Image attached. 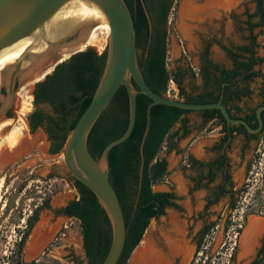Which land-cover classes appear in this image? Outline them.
<instances>
[{
    "label": "trees",
    "instance_id": "16d2710c",
    "mask_svg": "<svg viewBox=\"0 0 264 264\" xmlns=\"http://www.w3.org/2000/svg\"><path fill=\"white\" fill-rule=\"evenodd\" d=\"M173 1L123 0L132 21L137 66L146 85L156 94L165 95L167 82L172 79L179 100L193 103L219 100L225 105L231 97L239 99L247 93L246 86L241 83L260 78L261 101L256 106L264 105V73L260 69L264 57L256 54L258 43L252 32L254 28L264 26L262 0H257L255 11L247 14L243 21V29L247 31L244 42L235 47V50H226L230 67L212 64L207 59L206 51L202 53L204 63L199 68L201 91L195 94L192 92L196 88L186 91L181 85L182 77L186 74L184 69L177 68L169 73L165 66V22ZM253 17L257 19L252 21ZM105 59L106 45L100 53L93 47H86L56 64L41 80L33 84V107L26 114V119L30 131L42 127L47 133L51 141L48 149L50 153L59 151L69 130L88 104L102 74ZM190 77L193 78L191 72ZM150 102L151 99L143 93L136 94L135 118L131 132L124 140L111 147L107 154L108 180L118 198L125 225L123 246L115 264H125L129 251L137 243L149 219L161 213L168 202L167 198L172 195L169 192L152 190V184L167 174L166 160L157 157L164 138L176 123L178 127L172 133L173 136L178 130L183 135L188 132L186 114L191 110L160 103L151 104L147 121L146 108ZM42 105L49 106L51 113L45 112ZM254 108L242 117L252 128L257 124ZM197 111L203 123L215 119L226 127L218 109ZM260 115L262 130L264 111ZM127 118V95L125 88L119 86L88 132L86 144L94 158L100 154L107 142L124 131ZM146 126L147 130L143 135ZM234 130L246 133L249 137H258L257 134H248L239 124L230 125L228 133ZM70 179L77 196L61 207L60 211L68 217L76 218L79 223L85 260L76 264H100L110 244L108 218L95 195L82 183L71 177ZM261 179L264 181V173ZM46 206L47 198L26 218V227L17 243L18 250L29 228L37 220L38 210Z\"/></svg>",
    "mask_w": 264,
    "mask_h": 264
},
{
    "label": "rangeland",
    "instance_id": "374dc122",
    "mask_svg": "<svg viewBox=\"0 0 264 264\" xmlns=\"http://www.w3.org/2000/svg\"><path fill=\"white\" fill-rule=\"evenodd\" d=\"M217 0H174L172 7L165 22V43H166V69L168 72H172L177 66L183 68L186 72L181 80L182 87L189 91L190 83L192 82L190 77V67L188 61L195 59L196 63H200L198 57V50L201 48V43L210 41L211 44L208 47V56L214 59L221 66H229V60L225 54L220 50L219 45L229 47L231 44L239 45L244 42V37L247 35V31L244 30V24L242 23L244 16L242 15V6L236 9V17L229 14L221 6L216 5ZM190 4L191 8L186 9ZM248 10H253L250 0H246ZM208 3H212L209 7H206ZM215 3V4H214ZM183 4L184 7H183ZM262 7L264 10V0H262ZM198 9V10H197ZM257 18L253 17L252 21ZM101 32V33H100ZM98 36L101 38V42L98 46H93L96 51H101L106 44V35L100 30ZM256 36L258 47L256 54L264 57V26L256 27L252 31ZM101 47V48H100ZM254 68H257L256 66ZM261 71L264 73V63L260 66ZM199 77L200 83L202 81ZM15 90V99H17L18 107L21 101V95H23L22 83L18 82ZM31 83L26 85L25 91H29L31 95ZM4 85L3 82L0 86ZM248 87L251 90L250 98L246 100V104L250 107L255 105L259 100L258 89L260 86V78H254L248 82ZM177 88L174 82L171 80L167 82V88L165 96L177 99ZM32 96V95H31ZM30 107L23 114L25 118L26 114L32 109V97L29 98ZM4 104V96L0 94V108ZM243 105L242 102H239ZM45 112L51 113L50 107L42 105ZM17 109V108H16ZM17 117L14 114L11 118ZM189 132L186 136L182 137L178 142V148L182 149L186 145L187 141L196 133L197 127L201 125L200 115L198 111H190L187 113ZM15 123H20L17 119ZM210 126V125H208ZM177 128V125L171 128V133ZM24 131L23 129L21 130ZM203 130L197 134V138L201 136L208 137L209 133H215V130L206 132ZM33 135H37L35 138L38 145L31 148L21 158L14 162L2 164L0 163V264H76V262H84L83 252L81 245L77 246L67 245L62 240L54 239L59 235V232H66L72 234L75 232L78 234L79 223L76 218H68L60 211L61 207L65 205L69 200L77 196V192L72 185L70 177L67 175L63 163L62 156L57 153L49 155L45 152L44 134L35 129ZM173 141V139H171ZM198 141V139H196ZM42 141V142H41ZM41 142V143H40ZM250 147L245 151L244 158L238 167V171L245 167V162L248 160L247 170L245 175H239L238 179L234 176V180L237 186H241L242 193L239 197V203L236 205L238 212L233 214L232 219L229 221V226H233V232L229 230L227 236L219 229L216 233H211L210 237L206 238L203 243L205 248H202L201 259L204 256L215 255L214 252L219 250L220 242L223 240L228 241L227 249L224 254L221 255V262L212 258L211 264H225V260L228 258L227 254L230 252V247L233 241V233L236 230L235 224L241 223L243 212H250L257 209V205L260 201L264 200V193H258L261 187L260 178L264 173V130L258 134L257 150H252L253 142ZM196 144V143H195ZM195 144L191 145L190 152L194 156L200 154V150L196 151ZM39 149H42L41 151ZM174 149L161 146L157 156H167L168 166L167 174L161 179L152 184V190L158 191L161 189L174 191L177 195V203L189 211V201L193 197L194 207H198V197L200 193L192 191L187 193L186 189V175L188 171H178L175 167L176 162L181 153H177L172 156ZM171 155V156H170ZM174 157V159H173ZM176 159V160H175ZM243 184H247L243 187ZM259 194V195H258ZM47 198V206L42 207L37 212V220L31 225L27 233L26 238L23 240L19 250L17 243L20 240L21 234L26 227V218L31 215L32 210L41 204V202ZM223 200H220L217 206L222 204ZM214 209L213 206L209 208ZM170 211V210H169ZM250 215V214H249ZM173 214L169 213V219L173 218ZM213 215L210 219H213ZM51 222L50 237L43 242V244L36 251L31 254L27 253V244L31 241L32 236L39 224H43L46 221ZM173 220V219H172ZM223 223V218L220 220ZM66 227H62V225ZM173 224L177 227L176 221ZM152 226V225H151ZM243 226V224H242ZM171 228H174L173 225ZM49 229V230H50ZM68 240V239H67ZM64 244V245H62ZM41 249V250H40ZM216 257L218 255H215ZM237 248L233 260L236 259ZM193 264H197L193 262ZM207 264V263H201Z\"/></svg>",
    "mask_w": 264,
    "mask_h": 264
},
{
    "label": "water",
    "instance_id": "95a60500",
    "mask_svg": "<svg viewBox=\"0 0 264 264\" xmlns=\"http://www.w3.org/2000/svg\"><path fill=\"white\" fill-rule=\"evenodd\" d=\"M70 1L72 0H0V52L18 41L28 37L32 38L20 56L10 66L2 70L3 75H0V83H4L6 94L4 104L0 108V114L8 106L14 81L17 80L25 85L30 81H34V84L41 80L59 62L86 47H93L85 46L89 31L99 22L107 24L106 59L102 74L88 104L74 122L62 147L56 153L62 156L63 167L67 175L86 186L95 195L98 203L105 211L110 225L111 238L108 250L100 264H115L123 246L125 225L118 198L108 180L107 154L111 147L124 140L131 132L135 118L136 94L143 93L151 99L146 108L147 121L151 104L160 103L188 110L215 108L219 110L226 123L242 125L248 132L252 133L259 131L262 126L260 113L264 111V105H259L254 109L257 126L252 128L244 119L231 117L226 106L219 100L193 103L153 92L144 82L137 66L132 21L123 0H80L95 8L98 17L82 18L74 29L54 41L56 50L50 57L45 58L48 50L42 49L41 41L36 39V34L41 32L48 21ZM45 42L47 45L52 44V41L49 40H45ZM101 51L97 52L100 53ZM27 56L32 57L33 60L21 66V61ZM19 70L26 72L22 80L18 79ZM119 86L125 88L127 95L128 118L126 127L118 137L107 142L100 154L94 158L86 144L88 132L97 117L107 107ZM8 119V117H3L0 119V123ZM23 119L25 128L21 140L11 148L4 147L0 150V163L2 164L16 161L31 148L38 145L33 137V131H28L26 120ZM9 120L12 122L14 117ZM11 126L10 124L7 125L0 136L2 137L10 130ZM146 130L147 126L143 135ZM141 144L142 141L139 146L140 151ZM42 147L46 151L47 143L44 142Z\"/></svg>",
    "mask_w": 264,
    "mask_h": 264
},
{
    "label": "flooded vegetation",
    "instance_id": "af4514ba",
    "mask_svg": "<svg viewBox=\"0 0 264 264\" xmlns=\"http://www.w3.org/2000/svg\"><path fill=\"white\" fill-rule=\"evenodd\" d=\"M250 2L253 6V10L251 12L248 10L246 0H234L226 10L230 15H233L232 17L235 18L236 9H238L239 6H242V15L244 16V21L246 15L253 13L257 7V0H250ZM210 44V41L201 43V48L198 50L200 54V66L204 63L201 55L205 51L206 53H208V47ZM237 46L238 45L233 44H231L229 47L219 45V48L224 54H226L227 49L230 48L232 50H235L234 48ZM207 59L212 64L221 66L216 61H212L208 57ZM0 75H3V71H1ZM251 80H247L241 83V85L246 86L247 93L245 95H243L239 99L231 97L228 101H226L225 106L231 117L242 118L256 106L255 105L253 107H250L245 103L246 100L250 98L251 90L249 89L247 84ZM16 88L17 83L16 81H14L12 84V96L9 99L8 106L4 109V111L1 112L0 119H2L3 117L12 119L11 116L15 114L14 111L16 108H18V102L17 99H15ZM0 94L3 96H5L6 94L4 85L0 86ZM258 95L259 100L257 102L259 103L261 101L260 86L258 89ZM239 102H242L243 105H239ZM25 120L27 129L28 131H30L26 116ZM200 120L201 125L196 128V133L187 141L186 145H184L182 149L178 148L177 145L179 140L188 134L189 128L187 127V134L183 135V133L178 130L177 134L175 135V154L181 153L176 162L175 168L178 171H188V174L186 175L187 182L185 186L188 194H190L192 191H197L198 193H200V196L198 197V207H194L193 197L190 198V209L188 211L186 209H183V207H181L177 203V195L174 191H158L169 192L172 195L167 198L168 202L163 206L161 213H158L157 215L152 216L149 219V222L146 225L137 243L129 251L128 256L125 260V264H140L136 260L135 253L141 247L144 239L145 243L151 247L152 251L161 256L162 261L159 264H193V262H196L197 264H211L213 260L212 258H215L216 260H219V262H221V255L224 254L223 251L227 249V244H229L228 241L223 240L222 242H220L219 250H216L214 252L215 255H218L217 257L215 255H209V258L208 256H204V258L201 259L200 250L202 248H205L203 243L206 241V238L210 237L211 233H216L219 229H221L222 232L225 233V235L229 230L233 232L234 227L229 226V221H234L232 219L233 214L235 212H238V208L236 205L239 203V197L242 193V188L241 186L238 187L236 182L233 180L232 163L228 153L232 148L235 149V156L238 158L236 164L238 167V165L241 164V161L244 158L245 151L249 148L250 141L253 142L252 150H257L258 137H249L246 133H241L235 130L228 133V128L230 125L238 124L225 122L226 127H223L221 123H217L215 119H211L208 122L203 123L202 117L200 116ZM15 122L16 119L12 120V125ZM261 128L259 131L253 133L248 132L245 128L244 129L248 134L258 135L261 131L264 130V127L262 130ZM37 129H39L44 134V142L47 143V149L45 152L49 155L55 154L48 151L51 141L50 139H48L47 133L42 127H37ZM203 130H207V133L215 130V134L212 135L215 139L210 144L203 145L200 154L198 156H194L190 152V147L197 142V134ZM22 134H24V131L22 132ZM224 136L225 138L223 139ZM236 137H238V139L235 144L232 145L231 142ZM248 161L245 162L243 175H245L246 172H249V170H247V164L249 163ZM260 180L262 188L258 190V193H264V181L261 178ZM246 185L247 184H243V187H245ZM220 200H223V202L220 206H217ZM211 206H213L214 209L210 210L209 208ZM257 206V209L253 211H242V214L240 215V217L242 216V221L241 223L235 224L236 230L233 233V246L230 247V252L227 254L228 258L225 260V264H231L234 261L233 258L237 248L238 239L243 228L242 224L244 225L246 217L249 214L262 216L264 215V200L260 201ZM169 213H172L174 215L172 218L173 220L169 219ZM211 215L214 216L213 219H210ZM221 218H223L222 224L220 222ZM173 221H176L177 227L173 224ZM172 225L174 228H171ZM183 246L188 248L187 251H184ZM263 262L264 233L259 238V245L255 249L254 255L246 264H263Z\"/></svg>",
    "mask_w": 264,
    "mask_h": 264
},
{
    "label": "bare ground",
    "instance_id": "6f19581e",
    "mask_svg": "<svg viewBox=\"0 0 264 264\" xmlns=\"http://www.w3.org/2000/svg\"><path fill=\"white\" fill-rule=\"evenodd\" d=\"M234 0H217L215 3L218 6L223 8H227ZM186 2L183 4L185 5L186 9L188 7L191 8L190 4L187 6ZM214 3V4H215ZM212 3H208L205 5L209 7ZM198 10V9H197ZM88 16H96L98 17V12L95 8L91 7L90 5L86 4L80 0H72L68 2V4L61 8L44 26L41 32L36 34L37 38L41 41V47L43 50H48V53L45 58L50 57L53 52L56 50V46L54 41L64 35L65 33L70 32L72 29L75 28L77 24H79L80 20L84 17ZM104 32L107 36L108 34V26L105 22H99L96 24L88 33L87 40L85 46H98L101 42V38L98 36V33ZM101 33V32H100ZM32 39L31 37L25 38L21 41L10 45L9 47L5 48L0 52V72L5 69L7 66H10L16 58H18L26 46L28 41ZM45 40L52 41V44L47 45ZM101 48V47H100ZM33 60L32 57H24L21 61V66L25 65L28 61ZM26 72L23 70H19L18 72V79L22 80L25 77ZM34 81H30L29 83L22 85L23 95H21V101L19 102V107L15 109L14 113L16 120L18 119L20 123H12L10 120H4L0 123V135L3 133L4 128L7 125H12L10 130H8L2 137L0 136V150L4 147L11 148L15 146L22 138V129L25 128V122L23 119V114L29 110L30 102L29 98L31 99V95L29 91H25L26 85H30ZM31 88V87H30ZM1 121V120H0ZM34 138H37V135H33ZM1 159V156H0ZM35 232L32 236L31 241L27 244V253L31 254L32 252L36 251L39 248L38 245V236L35 237ZM184 251H187L188 248L183 246ZM136 260L140 264L145 263H152V264H159L162 261V258L159 254H156L152 251L151 247L145 243V239L141 244V247L136 251Z\"/></svg>",
    "mask_w": 264,
    "mask_h": 264
},
{
    "label": "crops",
    "instance_id": "0c3cea01",
    "mask_svg": "<svg viewBox=\"0 0 264 264\" xmlns=\"http://www.w3.org/2000/svg\"><path fill=\"white\" fill-rule=\"evenodd\" d=\"M199 56H200V54L198 53V57ZM225 56L228 58L229 63H230V59H229L228 55L225 54ZM207 57L211 59V56L207 55ZM211 60L215 61L214 59H211ZM188 65L190 67V72L193 74V78H191L192 82L190 83L189 87L190 88H196V90L194 89V91L192 92L193 94H195V93H198V92L201 91L202 81L200 83V80H199V77H200V73H199L200 63L199 64H198V62L196 63L195 59L192 58V61L191 60H190V62L188 61ZM230 65H231V63L229 64V66H224V67L228 68V67H230ZM177 68H179V67L177 66L172 71H175ZM189 91H190V89H189ZM257 103L255 105H257ZM255 105H253V106H255ZM253 106H251V107H253ZM191 111H197V110H191ZM186 117H187V114H186ZM175 125H177V127H178V123H176ZM174 131H172V133ZM172 133H171V129H170L168 131L166 137L164 138L161 146L165 145V147H167V149H169V148L174 149V151L172 153V156H173V155H175V150H176V148H175L176 137L173 136ZM213 134H215V133L207 134V135H209L208 137L201 136L200 138H197L198 141L195 144L196 151H199V150L201 151V148H202L203 145L210 144L215 139L212 136ZM171 139H173V141ZM237 139H238V137H236L231 142V144L232 145L235 144ZM250 145H251V142H249V147H250ZM228 155L230 156V160H231V163H232L233 180H234V176L238 179V174L239 175H241V174L243 175L244 167H243L242 170H240V172L238 171L239 165L237 167V164H236V162L238 161V158L235 156V149L234 148H232L229 151ZM157 157H163L166 160V169H167L168 160H169L167 158V156H163L162 155V156H157ZM173 159H174V157H173ZM164 190L165 189H161V190H158V191H164ZM68 218H72V217H68ZM50 226H51V222H49L48 220L46 222H43V224L41 223V224H39L37 226V228L35 230V233H36L35 237L38 236V240L37 241H38L39 248L43 244V242L46 241L50 237V232L52 230V229H50ZM263 233H264V215L263 216L262 215H248L246 217V219H245V223L243 225V228L241 230V233H240V236H239V239H238L236 259L231 264H246V263H248L249 260L251 259V257L254 255L255 249L259 245V238H260V236ZM65 234H66V232L63 231V232H59V235H57V236H55L53 234L52 237H54V239H57V240L58 239L62 240L63 242L65 241L67 243V245H71L72 244L74 247L77 246V244L81 245L80 232H78V234H76L75 232H72V234L68 233V235H69L68 238H67V236ZM62 245H64V244H62Z\"/></svg>",
    "mask_w": 264,
    "mask_h": 264
},
{
    "label": "built area",
    "instance_id": "2783aa9c",
    "mask_svg": "<svg viewBox=\"0 0 264 264\" xmlns=\"http://www.w3.org/2000/svg\"><path fill=\"white\" fill-rule=\"evenodd\" d=\"M171 80H172V79H169L168 81H170V82H171ZM62 227H64V228H65L66 226L63 224V225H62ZM61 232H62V231H61ZM263 264H264V262H263Z\"/></svg>",
    "mask_w": 264,
    "mask_h": 264
}]
</instances>
